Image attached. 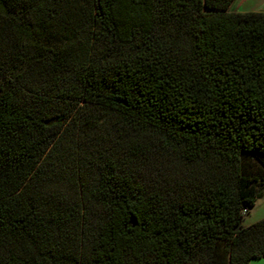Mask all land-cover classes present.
<instances>
[{
	"label": "trees",
	"instance_id": "16d2710c",
	"mask_svg": "<svg viewBox=\"0 0 264 264\" xmlns=\"http://www.w3.org/2000/svg\"><path fill=\"white\" fill-rule=\"evenodd\" d=\"M231 1L0 0V264L264 259V11Z\"/></svg>",
	"mask_w": 264,
	"mask_h": 264
},
{
	"label": "rangeland",
	"instance_id": "374dc122",
	"mask_svg": "<svg viewBox=\"0 0 264 264\" xmlns=\"http://www.w3.org/2000/svg\"><path fill=\"white\" fill-rule=\"evenodd\" d=\"M228 11L247 12L264 11V0H232L227 8ZM253 168L257 165L256 160H250ZM264 216V186L259 189V197L246 215L243 216L241 225L246 226ZM250 264H264L263 258L253 259Z\"/></svg>",
	"mask_w": 264,
	"mask_h": 264
}]
</instances>
